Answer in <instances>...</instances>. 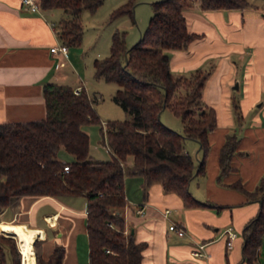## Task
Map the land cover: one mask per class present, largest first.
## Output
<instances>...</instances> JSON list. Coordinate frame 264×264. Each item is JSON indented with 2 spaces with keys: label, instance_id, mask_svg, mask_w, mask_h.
Here are the masks:
<instances>
[{
  "label": "trees",
  "instance_id": "1",
  "mask_svg": "<svg viewBox=\"0 0 264 264\" xmlns=\"http://www.w3.org/2000/svg\"><path fill=\"white\" fill-rule=\"evenodd\" d=\"M103 0H38L41 9L59 8L58 37L66 47L78 46L83 35L81 12H93ZM198 2L202 10L243 9L247 0H156L151 3L145 31L131 46L125 45L126 32L116 29L109 54L93 61L94 76L117 84L112 96L127 115L124 120L106 121L100 131L111 157L95 159L89 154L88 124H101L87 92L67 84L43 86L45 117L27 122H0V211L15 198L53 196L60 199L83 196L86 201L88 264H141L145 241L124 233L121 209L127 204L124 177L140 175L143 185L159 183L165 192L177 194L186 207L210 206L189 191L193 176L205 172L209 151L208 133L216 127L215 110L202 102L201 92L208 72L195 70L175 75L169 68L168 50L183 49L197 34L187 29L183 10ZM132 2L115 9L111 17L131 13ZM170 110L182 123L178 132L160 119ZM237 119L240 113L235 112ZM198 143L201 157L195 163L184 140ZM239 138L226 134L219 149L217 181L235 166L232 157ZM60 149L72 155L59 158ZM132 165H127V156ZM69 170L65 172L63 165ZM257 201L258 212L244 225L241 235L242 258L257 264L264 243V177L253 191L239 181L230 184ZM218 209L225 205L216 206ZM0 231H5L0 228ZM37 247V242L34 243ZM64 249L57 246L43 259L36 250V264H63ZM0 264H21V254L12 236L0 233Z\"/></svg>",
  "mask_w": 264,
  "mask_h": 264
},
{
  "label": "crops",
  "instance_id": "2",
  "mask_svg": "<svg viewBox=\"0 0 264 264\" xmlns=\"http://www.w3.org/2000/svg\"><path fill=\"white\" fill-rule=\"evenodd\" d=\"M247 1L243 9L202 10L193 2L183 10L187 29L197 36L186 48L168 50L169 68L175 75L198 69L208 72L201 99L215 110L216 127L208 133L205 172L191 178L189 191L210 206L186 207L177 194L165 192L159 183L144 187L142 176L126 175L123 188L127 204L121 209L124 233L147 243L141 264H246L241 231L256 215L259 204L229 185L239 181L245 190L253 191L264 177V0ZM62 15L59 8L31 11L21 0H0V122L43 119L46 83L67 84L87 92L78 52L70 47L65 53L50 51L62 45L57 27ZM69 65L78 74L74 84L66 83L71 77L65 70ZM89 97L98 101L95 94ZM98 125L102 137L100 127L104 130L106 124L101 120ZM232 133L239 138L232 157L235 168L219 183V149L226 134ZM101 141L108 153L102 160L109 159L111 149L103 137ZM189 146L196 149L197 163L201 157L198 143ZM101 152L89 140L90 156L97 159ZM68 154L60 149L59 158L70 161ZM126 164L132 165V156H127ZM218 205L226 207L218 209ZM85 209L83 196H22L1 209L0 228L11 222L26 224L40 231L34 243L43 259L62 246L63 264H88ZM164 209L170 210L169 219L179 223L185 235L167 230L169 219L163 216ZM227 228L235 234L230 248L226 245ZM194 241L204 243L207 256L191 254Z\"/></svg>",
  "mask_w": 264,
  "mask_h": 264
},
{
  "label": "rangeland",
  "instance_id": "3",
  "mask_svg": "<svg viewBox=\"0 0 264 264\" xmlns=\"http://www.w3.org/2000/svg\"><path fill=\"white\" fill-rule=\"evenodd\" d=\"M127 1L128 0H103V2L93 12L83 10L80 15L83 25L81 43L78 46L70 47L78 52V64L81 68L77 67V69L79 68V70H82L80 73H82V75L86 78L85 85L88 94H95L98 96V101L93 99V104L100 120L104 122L111 120H124L127 118V115L122 107L112 99V96L117 89V84L105 81L102 78H96L93 71V61L95 59H103L109 54L111 36L116 29L126 32L125 45L127 47L138 41L140 35L145 31L150 16L152 15L151 3L156 0H131V13H123L117 17H111L112 12ZM73 66L75 67V65ZM65 70L71 75L70 79L67 78L66 83L74 84V79L78 78L77 71L70 65L66 67ZM161 113L163 114L162 116L160 114V119L164 124L178 132L182 131V123L180 119L170 110L163 109ZM85 130H87L89 134L90 143L97 146L99 151H102L99 155H97V159L106 158L108 153L101 143L102 137H100L99 125H87L85 126ZM194 143L197 142L190 138H186L184 140L186 150L196 161V149H192L189 146V144L193 145ZM68 157H70L69 159L72 158L69 154ZM192 188L195 190L194 186H192ZM0 233L8 236L6 232L3 233L0 231ZM33 248L35 247L33 246ZM34 250L35 252L37 250L39 253L38 247ZM259 261L261 264H264V244L259 252Z\"/></svg>",
  "mask_w": 264,
  "mask_h": 264
},
{
  "label": "built area",
  "instance_id": "4",
  "mask_svg": "<svg viewBox=\"0 0 264 264\" xmlns=\"http://www.w3.org/2000/svg\"><path fill=\"white\" fill-rule=\"evenodd\" d=\"M21 3L23 4V7L25 9H28L31 11H38L39 10V4L36 0H21ZM50 51H53V52L59 51L61 53H65L66 52V46H64V45H59L58 47L53 46L50 48ZM79 91H80V87H77L74 89L75 93H78ZM63 170L65 172H67L69 170V167L67 164L63 165ZM138 212H141V209L138 210ZM169 213H170L169 209L163 210V216L165 218L169 219ZM167 230L177 234L178 236H183L186 234L185 229L179 223H177L174 220H170V219H169V224L167 226ZM226 231L228 233V241H227L226 245H227V248H230L232 246V238L234 237L235 234H234V232H231L229 230V228H227ZM191 254L193 256H198V257L207 256V253L204 250V243H201L199 241H194L193 247L191 250Z\"/></svg>",
  "mask_w": 264,
  "mask_h": 264
},
{
  "label": "bare ground",
  "instance_id": "5",
  "mask_svg": "<svg viewBox=\"0 0 264 264\" xmlns=\"http://www.w3.org/2000/svg\"><path fill=\"white\" fill-rule=\"evenodd\" d=\"M50 223L54 222L52 217H48ZM4 231L8 236L15 237L19 250L23 256L22 264H35L33 261V243L39 237L40 231L27 226L26 224L5 223Z\"/></svg>",
  "mask_w": 264,
  "mask_h": 264
}]
</instances>
